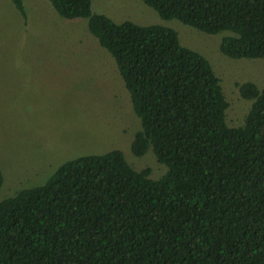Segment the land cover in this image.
Returning <instances> with one entry per match:
<instances>
[{
	"label": "trees",
	"instance_id": "obj_1",
	"mask_svg": "<svg viewBox=\"0 0 264 264\" xmlns=\"http://www.w3.org/2000/svg\"><path fill=\"white\" fill-rule=\"evenodd\" d=\"M48 1L85 19L114 58L140 122L131 151L152 149L166 172L153 180L119 150L65 162L0 201V264H264V88L238 86L252 104L229 127L220 79L173 29L115 23L91 0ZM141 1L165 21L230 33L228 58L264 59V0Z\"/></svg>",
	"mask_w": 264,
	"mask_h": 264
},
{
	"label": "rangeland",
	"instance_id": "obj_2",
	"mask_svg": "<svg viewBox=\"0 0 264 264\" xmlns=\"http://www.w3.org/2000/svg\"><path fill=\"white\" fill-rule=\"evenodd\" d=\"M92 1L94 13L110 14L116 23L173 29L180 44L202 55L220 79L226 124H244L252 101L241 98L238 86L264 88V59L228 58L219 45L230 33L207 35L165 21L141 0ZM109 1L132 7H118L125 17L117 16ZM23 7L25 16L10 0H0V201L43 185L67 161L114 150L134 170L148 168L151 179L162 177L166 167L152 149L141 157L131 151L139 119L114 58L89 33L87 21L60 18L48 0H23Z\"/></svg>",
	"mask_w": 264,
	"mask_h": 264
},
{
	"label": "crops",
	"instance_id": "obj_3",
	"mask_svg": "<svg viewBox=\"0 0 264 264\" xmlns=\"http://www.w3.org/2000/svg\"><path fill=\"white\" fill-rule=\"evenodd\" d=\"M129 1L133 3V0H129ZM111 3H112V11H110V12L117 15V16H122V17H125V16L118 11V7L122 8L125 11H130L131 7H132L131 5H129L125 2H119L118 4H115L112 1H109L108 7H109V5H111ZM91 5H92V9L94 10V3L92 0H91ZM97 13L106 14L102 11H97ZM106 16H108L109 18L111 17L110 14H106ZM110 19H112V18H110ZM113 21H115V23H116V21H119V20H113ZM123 21L125 22V20H123Z\"/></svg>",
	"mask_w": 264,
	"mask_h": 264
}]
</instances>
